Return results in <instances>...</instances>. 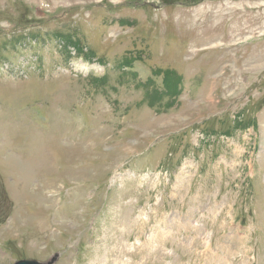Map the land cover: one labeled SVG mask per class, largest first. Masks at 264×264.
<instances>
[{
    "label": "rangeland",
    "instance_id": "rangeland-1",
    "mask_svg": "<svg viewBox=\"0 0 264 264\" xmlns=\"http://www.w3.org/2000/svg\"><path fill=\"white\" fill-rule=\"evenodd\" d=\"M22 259L264 264V0H0Z\"/></svg>",
    "mask_w": 264,
    "mask_h": 264
},
{
    "label": "water",
    "instance_id": "water-1",
    "mask_svg": "<svg viewBox=\"0 0 264 264\" xmlns=\"http://www.w3.org/2000/svg\"><path fill=\"white\" fill-rule=\"evenodd\" d=\"M14 264H45V263H41L40 261L34 259H22L15 262Z\"/></svg>",
    "mask_w": 264,
    "mask_h": 264
},
{
    "label": "bare ground",
    "instance_id": "bare-ground-1",
    "mask_svg": "<svg viewBox=\"0 0 264 264\" xmlns=\"http://www.w3.org/2000/svg\"><path fill=\"white\" fill-rule=\"evenodd\" d=\"M44 201L46 202L47 200L44 199L43 202H44ZM45 264H46V263H45Z\"/></svg>",
    "mask_w": 264,
    "mask_h": 264
}]
</instances>
